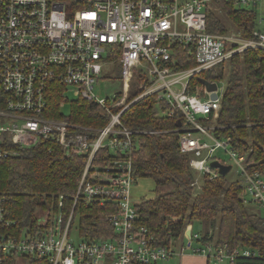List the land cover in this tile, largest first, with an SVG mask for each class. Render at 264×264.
<instances>
[{
  "label": "built area",
  "instance_id": "1",
  "mask_svg": "<svg viewBox=\"0 0 264 264\" xmlns=\"http://www.w3.org/2000/svg\"><path fill=\"white\" fill-rule=\"evenodd\" d=\"M215 1L0 0V158L19 155L21 148L39 141L56 142L68 155L78 152L87 157L74 204L84 199L112 201L119 207L108 216L116 237L84 240L72 234L73 209L64 218L62 195L59 212L42 230L0 233L4 255H36L51 264H131L157 262L184 251L216 263L259 254L226 241H201L191 225L190 244L157 245L148 227L138 223L131 195L136 181L132 153L139 147L140 134L153 130L131 128L124 118L139 100L155 96L162 113L177 114L181 121L174 131L195 171L192 185L200 187L203 175H221L213 160L231 164L230 174L234 165L216 156V150L223 148L234 159L236 174L247 189L245 203L264 207L262 173L248 169L246 156L232 147L230 137L214 133L223 98L219 82L225 78L202 76L225 70L237 53L264 50V31L255 29L254 38L240 31H209L208 8ZM226 1L246 8L264 4V0ZM258 20L262 23L263 16ZM179 45L194 50V65L177 66ZM117 49L124 87L113 97L100 96L95 84L114 65L108 54ZM202 78L216 82L217 89H208ZM56 85L62 87L60 106L65 90L72 88L79 99L98 105L106 123L89 126L51 116L49 98ZM213 92L217 98H212ZM163 103L168 108L163 109ZM11 222L15 220L7 217L0 199V224Z\"/></svg>",
  "mask_w": 264,
  "mask_h": 264
},
{
  "label": "trees",
  "instance_id": "2",
  "mask_svg": "<svg viewBox=\"0 0 264 264\" xmlns=\"http://www.w3.org/2000/svg\"><path fill=\"white\" fill-rule=\"evenodd\" d=\"M218 1L243 36L254 38L255 29L264 31V13L260 23L257 7H238L233 1ZM215 11L208 8V30L224 31L220 15ZM177 49L179 68L195 64L192 48L179 45ZM120 56L118 49L108 54L121 68ZM202 76L226 79L214 133L230 137L232 147L246 156L248 169L264 176V50L249 48L237 53L225 70L206 71ZM55 87L49 98L51 116L69 117L75 123L89 126L106 123L98 105L83 99L73 104L70 116L61 114L62 87ZM157 102L155 96L143 98L124 118L131 128L153 130L140 134L139 147L132 153L135 180L150 176L156 183L155 195L136 203L138 223L147 226L155 244L161 246H169L186 235L188 223H198L203 228L192 227V230L200 234L201 241H226L231 246L259 251L255 256L236 257L228 261L230 264H264V214L245 203V185L238 176L231 179L229 174L212 178L203 175L200 187L192 185L196 174L189 155L180 150L178 134L174 131L179 117L162 113ZM162 105L163 109L168 108L166 103ZM86 160L85 154L68 155L60 144L52 141H39L21 148L19 155L0 158V199L7 209V217L15 220L8 225L0 224V233L19 234L26 228L42 230L49 225L48 218L59 212L63 195L64 218L73 209V230L77 238L94 241L116 237L108 216L119 211L117 203L78 199L74 204ZM19 260L23 264H51L46 257L4 255L0 250V264H20ZM131 264L156 262L133 260Z\"/></svg>",
  "mask_w": 264,
  "mask_h": 264
},
{
  "label": "rangeland",
  "instance_id": "3",
  "mask_svg": "<svg viewBox=\"0 0 264 264\" xmlns=\"http://www.w3.org/2000/svg\"><path fill=\"white\" fill-rule=\"evenodd\" d=\"M211 8L213 10H216L214 13H218L220 15V20L222 21L224 25V31L216 32V33H230L232 31L239 32V28L236 26L234 21L226 14L224 8L221 6V3L217 0L214 3H212ZM259 17L263 16L264 13V4L259 6ZM241 32V31H240ZM228 65V64H227ZM226 79L219 82L220 86V94L223 93L224 87H225ZM124 82L122 79V70L119 67V65L115 62L112 67L109 69L104 70V76L100 78V81L95 84L94 91L96 94L100 96H110L113 97V95L116 92H119L123 89ZM79 99L78 95H75L73 93V89L69 88L65 90L64 93V105L60 106V113L64 116H70L72 114V107L73 104ZM216 156L220 158L221 160L225 161L226 163H232L234 165L233 169L231 170L229 177L235 178L237 176L236 174V165L234 162V159L230 156V154L225 151L223 148H218L216 150ZM199 184L203 182V180L200 178L198 179ZM155 180L154 178L150 176H140L137 178V180L132 184L131 186V195L132 200H134L135 203H138L142 201L143 199L149 198L151 196L155 195ZM202 185V184H201ZM261 213L264 214V207L259 206L258 209ZM190 224L188 223L187 226ZM194 230H201L203 227L201 224H192L191 225ZM74 237L77 238L76 230H73ZM188 235H183L179 242L187 241L189 240ZM188 243V242H187ZM174 257H170L169 259H161L156 262V264H172ZM20 263V260L18 261ZM20 264H23L22 262ZM217 264H230L227 260L217 262Z\"/></svg>",
  "mask_w": 264,
  "mask_h": 264
},
{
  "label": "crops",
  "instance_id": "4",
  "mask_svg": "<svg viewBox=\"0 0 264 264\" xmlns=\"http://www.w3.org/2000/svg\"><path fill=\"white\" fill-rule=\"evenodd\" d=\"M173 243L175 246H177V248H179L182 243L190 244L191 241L189 239L186 242L185 241L179 242V239H178V240H175ZM174 258L175 259L173 260L172 264H217L215 261L207 258L205 255L193 254L189 251H184L182 253H179L178 255L174 256Z\"/></svg>",
  "mask_w": 264,
  "mask_h": 264
},
{
  "label": "water",
  "instance_id": "5",
  "mask_svg": "<svg viewBox=\"0 0 264 264\" xmlns=\"http://www.w3.org/2000/svg\"><path fill=\"white\" fill-rule=\"evenodd\" d=\"M201 80L207 85L208 89L216 90L217 87H218V85H217L216 82H210V81H208V80L205 79V78H202ZM211 96H212V98H217V97H218V95H217L216 92H213ZM176 124H177L178 126H180V125H181V121H180V120H177ZM211 164H212L214 167H218L219 172H220L222 175H226V174L229 172V170L231 169V166H232L231 164H225V163H222V162H220L219 160H213V161L211 162ZM190 232H191L190 229H187V234H188V235H190Z\"/></svg>",
  "mask_w": 264,
  "mask_h": 264
}]
</instances>
